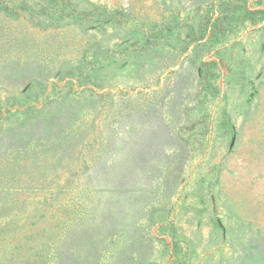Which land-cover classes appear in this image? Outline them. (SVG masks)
<instances>
[{
  "label": "rangeland",
  "instance_id": "obj_1",
  "mask_svg": "<svg viewBox=\"0 0 264 264\" xmlns=\"http://www.w3.org/2000/svg\"><path fill=\"white\" fill-rule=\"evenodd\" d=\"M0 264H264V0H0Z\"/></svg>",
  "mask_w": 264,
  "mask_h": 264
}]
</instances>
